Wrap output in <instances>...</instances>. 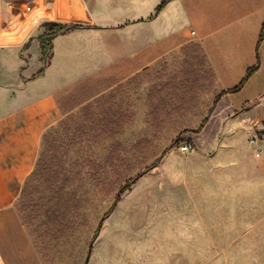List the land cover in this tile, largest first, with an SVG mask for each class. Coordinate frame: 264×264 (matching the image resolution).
Segmentation results:
<instances>
[{
	"label": "crops",
	"instance_id": "crops-1",
	"mask_svg": "<svg viewBox=\"0 0 264 264\" xmlns=\"http://www.w3.org/2000/svg\"><path fill=\"white\" fill-rule=\"evenodd\" d=\"M37 1L45 4L21 6L20 33L8 30L12 17L0 24V264H45L17 204L44 135L82 107L100 99L104 117L126 120L118 138L137 118L145 86L148 126L158 132L200 120L199 133L210 119L250 115L245 106L264 99V0H53L60 24L87 27L56 32L46 66ZM81 57L89 63L75 65ZM247 89L245 103L234 101Z\"/></svg>",
	"mask_w": 264,
	"mask_h": 264
},
{
	"label": "rangeland",
	"instance_id": "rangeland-1",
	"mask_svg": "<svg viewBox=\"0 0 264 264\" xmlns=\"http://www.w3.org/2000/svg\"><path fill=\"white\" fill-rule=\"evenodd\" d=\"M28 1L33 2L0 0V24L12 17L8 30L14 36L24 29L20 9ZM52 3L35 2L43 19L40 39L47 43L58 33L44 24L63 20L50 13ZM78 20L71 23H82ZM51 57L49 47L45 66ZM89 59L76 58L75 65ZM146 90L137 118L116 139L125 165L118 161V169L100 170L102 186L88 169L78 178L89 202L69 240L50 247L47 264H264V160H254L247 143L252 127L264 123V99L245 106L250 115L210 119L199 133L200 120L169 122L158 132L148 126ZM233 98L245 103L249 90ZM142 140L149 144L141 150L136 144ZM183 142L194 149L182 152ZM111 144L108 139L94 144L101 164ZM139 175L118 197L120 188Z\"/></svg>",
	"mask_w": 264,
	"mask_h": 264
},
{
	"label": "trees",
	"instance_id": "trees-1",
	"mask_svg": "<svg viewBox=\"0 0 264 264\" xmlns=\"http://www.w3.org/2000/svg\"><path fill=\"white\" fill-rule=\"evenodd\" d=\"M168 1L164 2L157 12H160ZM44 26L47 30L55 32L87 27L83 24L64 25L56 22H47ZM49 47H51L50 44L44 41L45 56ZM258 70L259 64L250 69L240 85L230 93L241 91ZM220 99L221 96L216 99L215 105ZM96 102V105L89 104L82 107L77 119L68 117L58 127L47 131L36 168L25 183L17 204L22 222L28 229L45 264L48 258H51L50 247L54 248L59 243L67 242L83 218L89 199L87 195L81 194L83 184L78 178H81L84 171L88 169L87 173L93 178L92 181L102 186L104 181L97 178L99 171L107 168L118 169V161H121L123 165L126 162L122 156V144L117 142L116 138L119 132L118 126L127 121H122L121 118L116 120L109 115L104 117V102L100 99ZM79 104L76 102L71 109ZM206 123L207 120L204 121L203 126ZM155 124L157 122H153V125ZM106 139L112 144L105 163L101 164L94 158L96 153L92 151V148L94 150V144H104ZM148 144V140H142L136 146L142 150ZM167 151L153 167L166 155ZM139 177L140 175L129 180L120 188L118 197L133 186Z\"/></svg>",
	"mask_w": 264,
	"mask_h": 264
},
{
	"label": "built area",
	"instance_id": "built-area-1",
	"mask_svg": "<svg viewBox=\"0 0 264 264\" xmlns=\"http://www.w3.org/2000/svg\"><path fill=\"white\" fill-rule=\"evenodd\" d=\"M249 143L254 159L256 161L264 160V123L254 126L249 138ZM193 149L192 144L188 143L180 147V150L184 153H189Z\"/></svg>",
	"mask_w": 264,
	"mask_h": 264
},
{
	"label": "water",
	"instance_id": "water-1",
	"mask_svg": "<svg viewBox=\"0 0 264 264\" xmlns=\"http://www.w3.org/2000/svg\"><path fill=\"white\" fill-rule=\"evenodd\" d=\"M89 253H91V250L89 251ZM88 260H89V258H88ZM88 260H87V263H88Z\"/></svg>",
	"mask_w": 264,
	"mask_h": 264
}]
</instances>
